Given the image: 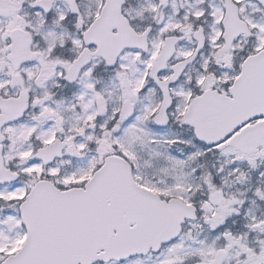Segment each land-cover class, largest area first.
<instances>
[{"label": "snow or ice", "instance_id": "1", "mask_svg": "<svg viewBox=\"0 0 264 264\" xmlns=\"http://www.w3.org/2000/svg\"><path fill=\"white\" fill-rule=\"evenodd\" d=\"M0 264H264V0H0Z\"/></svg>", "mask_w": 264, "mask_h": 264}]
</instances>
